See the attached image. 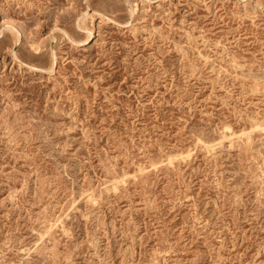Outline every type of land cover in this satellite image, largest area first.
<instances>
[{
    "label": "rangeland",
    "instance_id": "obj_1",
    "mask_svg": "<svg viewBox=\"0 0 264 264\" xmlns=\"http://www.w3.org/2000/svg\"><path fill=\"white\" fill-rule=\"evenodd\" d=\"M257 1L0 0V264H264Z\"/></svg>",
    "mask_w": 264,
    "mask_h": 264
},
{
    "label": "bare ground",
    "instance_id": "obj_2",
    "mask_svg": "<svg viewBox=\"0 0 264 264\" xmlns=\"http://www.w3.org/2000/svg\"><path fill=\"white\" fill-rule=\"evenodd\" d=\"M261 1L263 2L264 0H258V1H257V4H258V2H259V4H260ZM257 4H256L255 7H257ZM257 8H258V7H257ZM83 22H84V21H83ZM90 36H91V34H90ZM90 36L87 38V40H89ZM71 41H72V40H71ZM51 71H52V70H51Z\"/></svg>",
    "mask_w": 264,
    "mask_h": 264
}]
</instances>
